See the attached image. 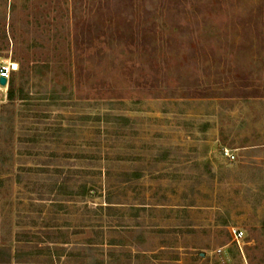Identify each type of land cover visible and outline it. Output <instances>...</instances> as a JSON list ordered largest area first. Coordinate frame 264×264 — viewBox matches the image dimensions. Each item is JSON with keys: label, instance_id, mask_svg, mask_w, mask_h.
<instances>
[{"label": "rangeland", "instance_id": "rangeland-1", "mask_svg": "<svg viewBox=\"0 0 264 264\" xmlns=\"http://www.w3.org/2000/svg\"><path fill=\"white\" fill-rule=\"evenodd\" d=\"M0 60L20 264H264V0H0Z\"/></svg>", "mask_w": 264, "mask_h": 264}, {"label": "trees", "instance_id": "trees-1", "mask_svg": "<svg viewBox=\"0 0 264 264\" xmlns=\"http://www.w3.org/2000/svg\"><path fill=\"white\" fill-rule=\"evenodd\" d=\"M16 92L19 93V95H21L22 91L21 89H17L13 84L12 81L8 80V85H7V90H6V94H7V98L10 101H13L15 99L16 96ZM7 109H0V121H6L8 120L9 117H6L7 115ZM11 114H13V111H11ZM12 118V116H11ZM5 152L3 151V149L0 148V157L3 156ZM10 158H13V152H10ZM3 161L0 160V163H2ZM19 168H20V164H19ZM21 169V168H20ZM22 170V169H21ZM4 173H2V171L0 170V181H3V176ZM15 181L19 182L20 180V173H16L15 174ZM67 183V179L62 180L61 184L65 185ZM83 188V192L86 190L85 189H89V191H87L90 194H94L93 191L95 190L94 186H90L88 187V182L84 181L81 185ZM95 192V191H94ZM110 205H107V208L109 209ZM38 238L37 233H34ZM15 237V241H16V246L14 247V249L12 250L10 246L4 244L3 241H0V264H20L22 262V256L25 253V251L23 249H27V250H38V248H41V244H40V237L36 240H26L21 238V236H19V233L17 234V232L14 234Z\"/></svg>", "mask_w": 264, "mask_h": 264}, {"label": "built area", "instance_id": "built-area-1", "mask_svg": "<svg viewBox=\"0 0 264 264\" xmlns=\"http://www.w3.org/2000/svg\"><path fill=\"white\" fill-rule=\"evenodd\" d=\"M17 69V63L14 61H5L0 60V77L6 78L7 82L11 76V73ZM225 154L230 158H234L232 153L226 149ZM229 234L234 241H239V238L242 237V231L236 227H229Z\"/></svg>", "mask_w": 264, "mask_h": 264}, {"label": "water", "instance_id": "water-1", "mask_svg": "<svg viewBox=\"0 0 264 264\" xmlns=\"http://www.w3.org/2000/svg\"><path fill=\"white\" fill-rule=\"evenodd\" d=\"M7 84V80L4 77H0V85H6Z\"/></svg>", "mask_w": 264, "mask_h": 264}]
</instances>
